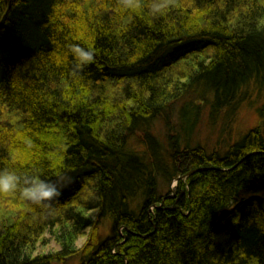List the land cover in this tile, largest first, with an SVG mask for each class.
Here are the masks:
<instances>
[{
	"label": "trees",
	"instance_id": "16d2710c",
	"mask_svg": "<svg viewBox=\"0 0 264 264\" xmlns=\"http://www.w3.org/2000/svg\"><path fill=\"white\" fill-rule=\"evenodd\" d=\"M164 2L0 0V169L69 178L47 219L0 195V264H264V101L224 153L180 144L184 117L191 131L198 110L213 120L264 82V0ZM70 44L94 52L77 75ZM158 118L167 149L146 127ZM47 231L60 248L33 256Z\"/></svg>",
	"mask_w": 264,
	"mask_h": 264
},
{
	"label": "rangeland",
	"instance_id": "374dc122",
	"mask_svg": "<svg viewBox=\"0 0 264 264\" xmlns=\"http://www.w3.org/2000/svg\"><path fill=\"white\" fill-rule=\"evenodd\" d=\"M262 86H264V82L261 85L259 83L255 84L254 82H250L248 86L241 88L237 93L232 106L230 108L221 107L218 110V116L213 120L209 117L208 108L203 107L201 110H198V113L194 117L195 123L191 131L190 123L184 117L185 122L183 125L187 124L184 126V131L181 134V146L184 147L186 145L193 146L199 144L200 147L206 150V153H211V151L214 150L224 153L233 144L238 143L242 137H244V135L258 123L259 115L257 109H259L264 101V87ZM259 88H262L261 91H259ZM188 100H190L189 96L182 98L180 102L175 104L173 113L170 115L171 118L169 119L171 126L176 127L175 122H178L176 116L178 108L188 102ZM146 127L155 135L161 145L167 149L166 135L168 127L164 121L161 118H158L151 121ZM146 127L144 126V128ZM138 132H140V129H138ZM141 135V133H138L136 136L134 135L128 142L130 148L136 150L139 154H142L144 150V145L141 143ZM163 151L164 155H162V159L164 158V161L171 164L170 157L165 153V150ZM166 184L167 183L164 181H159L158 190L162 194L170 192L171 195L172 191L175 189L176 182L174 180L172 183H169L168 188L166 187ZM91 215L95 217L96 212H91ZM110 234V226L106 223H102L98 225L94 237L95 239H103ZM89 239L90 229L85 230L76 241V247L82 248L86 245ZM59 248L60 247L55 241L53 235L47 231L44 234L43 241L36 244L33 256L53 253ZM53 264H79V259L75 256L66 259L63 263L57 262Z\"/></svg>",
	"mask_w": 264,
	"mask_h": 264
},
{
	"label": "clouds",
	"instance_id": "9594fccd",
	"mask_svg": "<svg viewBox=\"0 0 264 264\" xmlns=\"http://www.w3.org/2000/svg\"><path fill=\"white\" fill-rule=\"evenodd\" d=\"M124 6H135V0H124ZM167 4L164 0H154L151 12L163 14ZM68 53L73 59L72 74H79L84 68L95 62L94 52L77 44L68 46ZM69 182V178L60 176L55 182L41 178L36 174H18L14 169H0V195L4 197H19L26 205L41 210V219L54 216L57 209L54 207L62 195V188Z\"/></svg>",
	"mask_w": 264,
	"mask_h": 264
},
{
	"label": "bare ground",
	"instance_id": "6f19581e",
	"mask_svg": "<svg viewBox=\"0 0 264 264\" xmlns=\"http://www.w3.org/2000/svg\"><path fill=\"white\" fill-rule=\"evenodd\" d=\"M202 169H203V168H198V169H195V170H192V171L186 173L185 175H182V176H176V177H174V178H171V180H170L169 183H172V181L175 180L176 185H177V182H178L179 178L186 177L187 175L192 174V173L196 172L197 170L199 171V170H202ZM176 185H175V188H176ZM174 190H175V189H174ZM174 190H173L172 193H171L172 195H174ZM158 206H159V205L154 204V205L151 207V209H153L154 207H158Z\"/></svg>",
	"mask_w": 264,
	"mask_h": 264
}]
</instances>
